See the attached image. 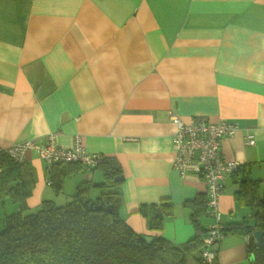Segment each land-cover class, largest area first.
<instances>
[{"label":"crops","instance_id":"crops-1","mask_svg":"<svg viewBox=\"0 0 264 264\" xmlns=\"http://www.w3.org/2000/svg\"><path fill=\"white\" fill-rule=\"evenodd\" d=\"M172 115L237 123L220 145L240 166L222 181L221 224H251L253 210L235 193L250 179L264 198V0H0V150L50 135L71 148L80 136L88 153L118 162L128 227L180 246L196 234L191 213L206 185L173 168ZM26 163L34 180L28 212L43 201L65 204L99 174L80 167L56 191L48 182L61 166L47 167L34 152ZM97 195L92 187L89 196ZM162 200L172 213L156 233L140 210ZM210 223L201 217L204 228ZM248 243L225 231L215 263L251 264Z\"/></svg>","mask_w":264,"mask_h":264},{"label":"trees","instance_id":"trees-1","mask_svg":"<svg viewBox=\"0 0 264 264\" xmlns=\"http://www.w3.org/2000/svg\"><path fill=\"white\" fill-rule=\"evenodd\" d=\"M56 165L61 170L50 175L56 191L66 175L84 167L79 163ZM84 168L98 171L101 181H82L65 204L43 201L37 210L28 212L26 200L34 189L31 170L26 161L18 162L0 150V199L9 197L19 207L17 212L0 217V264H188L189 260L207 264L200 255L207 233L200 224L206 216V197L193 205L191 220L196 234L190 240L175 246L157 234L147 243L146 236L133 232L119 216V186L124 179L114 157L102 156L97 166ZM239 183L236 200L253 210V222L232 223L223 231L247 236L254 257L251 264H264V249L256 247L253 239L255 230H264V198L258 194V181L243 179ZM92 187L98 190L93 199L89 196ZM171 213L169 200L140 210L148 229L156 233Z\"/></svg>","mask_w":264,"mask_h":264},{"label":"built area","instance_id":"built-area-1","mask_svg":"<svg viewBox=\"0 0 264 264\" xmlns=\"http://www.w3.org/2000/svg\"><path fill=\"white\" fill-rule=\"evenodd\" d=\"M171 121L176 127L172 137L173 168L181 178L190 173L199 175L206 185V216L211 219V223L202 239L200 255L207 264H211L216 258L215 246L224 237L220 212L222 181L240 167L236 161L223 158L220 145L224 140L234 136L238 131V125L225 120L207 122L190 118L184 121L173 115ZM245 140L250 146L255 142L250 132L246 133ZM3 151L18 162L26 161L27 155L34 152L47 167L79 163L84 167L94 168L102 159L100 154L88 153L85 150L80 136H75L71 148L58 146L56 135H50L44 144L26 141L7 147Z\"/></svg>","mask_w":264,"mask_h":264},{"label":"rangeland","instance_id":"rangeland-1","mask_svg":"<svg viewBox=\"0 0 264 264\" xmlns=\"http://www.w3.org/2000/svg\"><path fill=\"white\" fill-rule=\"evenodd\" d=\"M96 182H100L101 181V176L97 173V177H96ZM70 186L71 184H68V183H65V186L63 187V191L65 193H67V191L70 190ZM11 200L9 197H5L3 196L1 199H0V217L6 215V214H10L12 213L14 210L12 209V205H11ZM60 202H57V205H60L59 204Z\"/></svg>","mask_w":264,"mask_h":264},{"label":"water","instance_id":"water-1","mask_svg":"<svg viewBox=\"0 0 264 264\" xmlns=\"http://www.w3.org/2000/svg\"><path fill=\"white\" fill-rule=\"evenodd\" d=\"M253 238L255 241V246L258 248L264 249V230H256L253 232ZM153 240V237L146 236L145 241L150 243Z\"/></svg>","mask_w":264,"mask_h":264}]
</instances>
